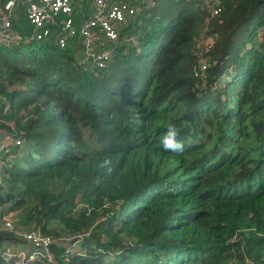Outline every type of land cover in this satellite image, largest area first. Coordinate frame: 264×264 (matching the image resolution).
<instances>
[{
	"label": "trees",
	"instance_id": "trees-1",
	"mask_svg": "<svg viewBox=\"0 0 264 264\" xmlns=\"http://www.w3.org/2000/svg\"><path fill=\"white\" fill-rule=\"evenodd\" d=\"M206 14L157 0L97 69L0 43L1 212L52 237L47 263L264 264V0H222L195 74ZM6 241H24L0 227L8 264Z\"/></svg>",
	"mask_w": 264,
	"mask_h": 264
},
{
	"label": "built area",
	"instance_id": "built-area-1",
	"mask_svg": "<svg viewBox=\"0 0 264 264\" xmlns=\"http://www.w3.org/2000/svg\"><path fill=\"white\" fill-rule=\"evenodd\" d=\"M207 11L206 19L217 16L222 0H198ZM157 0H0V43H26L33 40H52L59 47L73 45L80 51L79 62L90 69L103 68L114 58L120 43V27L131 17L156 6ZM86 6L88 14L79 18L75 12ZM23 10L25 25L17 27L15 12ZM209 39H212L208 35ZM207 63L200 56L195 74L205 72ZM2 161L0 160V166ZM0 217L6 215L1 212ZM7 222V221H5ZM4 223V221H3ZM5 229V228H3ZM24 244L10 248L4 244L1 255L8 264H34L37 259L53 262L51 236L39 229L18 233ZM72 250L71 246L66 248Z\"/></svg>",
	"mask_w": 264,
	"mask_h": 264
},
{
	"label": "rangeland",
	"instance_id": "rangeland-1",
	"mask_svg": "<svg viewBox=\"0 0 264 264\" xmlns=\"http://www.w3.org/2000/svg\"><path fill=\"white\" fill-rule=\"evenodd\" d=\"M203 21H204V27L201 30L199 26L198 33L194 37L193 52L198 55L197 60L199 59L200 56L203 55L208 43L211 41V39H209L208 36L206 35V28H207L206 26L208 23L206 19V15L204 16ZM4 213H6V215H3V217H0V227L1 228L10 230L14 235H18V233H23L25 231V229H23L19 223V215H18L17 210L12 209ZM29 225H32V224H29ZM29 228H26V229L28 230ZM6 242H8V244L5 246H9L10 248H18L21 245V242H17V241H11V242L6 241ZM0 264H6V263L2 259H0Z\"/></svg>",
	"mask_w": 264,
	"mask_h": 264
},
{
	"label": "clouds",
	"instance_id": "clouds-1",
	"mask_svg": "<svg viewBox=\"0 0 264 264\" xmlns=\"http://www.w3.org/2000/svg\"><path fill=\"white\" fill-rule=\"evenodd\" d=\"M180 133L175 126H170L161 141L165 151L179 152L183 149V142L179 139Z\"/></svg>",
	"mask_w": 264,
	"mask_h": 264
},
{
	"label": "crops",
	"instance_id": "crops-1",
	"mask_svg": "<svg viewBox=\"0 0 264 264\" xmlns=\"http://www.w3.org/2000/svg\"><path fill=\"white\" fill-rule=\"evenodd\" d=\"M77 17L81 18L88 14V10L86 6H79L75 10ZM15 23L17 27H23L25 25V13L23 10L19 9L15 12Z\"/></svg>",
	"mask_w": 264,
	"mask_h": 264
}]
</instances>
